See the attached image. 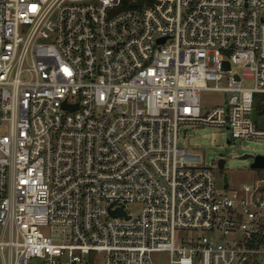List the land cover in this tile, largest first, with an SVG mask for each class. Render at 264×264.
<instances>
[{"label":"built area","instance_id":"obj_1","mask_svg":"<svg viewBox=\"0 0 264 264\" xmlns=\"http://www.w3.org/2000/svg\"><path fill=\"white\" fill-rule=\"evenodd\" d=\"M133 3L0 0V264H264V186L179 145L264 138V0Z\"/></svg>","mask_w":264,"mask_h":264},{"label":"rangeland","instance_id":"obj_2","mask_svg":"<svg viewBox=\"0 0 264 264\" xmlns=\"http://www.w3.org/2000/svg\"><path fill=\"white\" fill-rule=\"evenodd\" d=\"M247 87L254 85L253 81H244ZM216 84L209 83L214 87ZM226 83H221L220 87ZM258 100L264 105V96H259ZM226 95L218 91H208L201 94V107L204 114L210 112L217 106L226 104ZM257 127L264 131V114L257 118ZM8 129L0 127V135H6ZM227 131L225 129L212 126H186L179 128V145L191 151L198 152L204 159V165L217 169V162L220 155L226 154V165L223 170L218 172V183L222 187L228 183L231 188L241 187L246 183H256L264 186V170L251 169V160H236L238 156L250 154L253 156H264V138L260 139H237L228 144ZM130 211L134 214L139 211L138 205H131ZM154 259L161 263H167V254H155ZM259 264H262L260 261Z\"/></svg>","mask_w":264,"mask_h":264},{"label":"water","instance_id":"obj_3","mask_svg":"<svg viewBox=\"0 0 264 264\" xmlns=\"http://www.w3.org/2000/svg\"><path fill=\"white\" fill-rule=\"evenodd\" d=\"M132 6L135 7L136 3H133ZM257 111L259 112L260 115L264 114V110L261 111V108L259 106H257V108H255L252 112V118L254 121L256 119ZM227 142H228V144H230L231 140L228 139ZM235 159L236 160H242V161L253 159V163L251 164V169H253V170H264V156H262V155L253 156L250 154H245L242 156H238ZM225 165H226V154H222V155H220L219 168L224 169Z\"/></svg>","mask_w":264,"mask_h":264},{"label":"trees","instance_id":"obj_4","mask_svg":"<svg viewBox=\"0 0 264 264\" xmlns=\"http://www.w3.org/2000/svg\"><path fill=\"white\" fill-rule=\"evenodd\" d=\"M136 1L138 4H140L143 0H122V6L120 7V10H128L131 9V4ZM150 1V0H148Z\"/></svg>","mask_w":264,"mask_h":264}]
</instances>
